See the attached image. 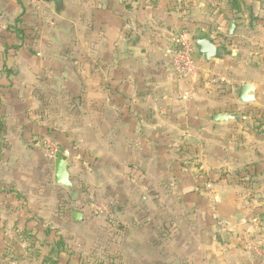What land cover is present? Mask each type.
<instances>
[{
    "label": "crops",
    "instance_id": "crops-1",
    "mask_svg": "<svg viewBox=\"0 0 264 264\" xmlns=\"http://www.w3.org/2000/svg\"><path fill=\"white\" fill-rule=\"evenodd\" d=\"M55 1L0 0V264H260L245 229L264 193L261 4ZM179 30L225 51L197 50L180 78L165 56ZM245 82L261 104L239 102ZM49 138L69 153L75 200L54 183Z\"/></svg>",
    "mask_w": 264,
    "mask_h": 264
},
{
    "label": "water",
    "instance_id": "water-1",
    "mask_svg": "<svg viewBox=\"0 0 264 264\" xmlns=\"http://www.w3.org/2000/svg\"><path fill=\"white\" fill-rule=\"evenodd\" d=\"M49 1L56 2L55 0ZM235 27L236 22L232 20L229 28L230 34H233ZM195 44L198 52L203 55L206 60L215 58L219 53H224L225 51L223 47H218L207 37L195 39ZM235 93L238 95L240 103L251 105L262 103L261 89L255 82L243 83L239 88L235 89ZM230 119H235V116L227 112L218 113L213 118L215 123H221ZM54 166V183L66 189L73 200L77 199L79 195L78 188L71 178L68 159L63 156L56 157L54 159ZM71 216L72 220L75 222H80L83 219V213L76 209L71 211Z\"/></svg>",
    "mask_w": 264,
    "mask_h": 264
},
{
    "label": "built area",
    "instance_id": "built-area-1",
    "mask_svg": "<svg viewBox=\"0 0 264 264\" xmlns=\"http://www.w3.org/2000/svg\"><path fill=\"white\" fill-rule=\"evenodd\" d=\"M168 40L169 42L165 48V56L168 58L171 67L180 78L186 79L193 76L197 71L195 61L197 47L193 35H191L188 31L179 30L172 32L169 35ZM43 146L46 156L50 159L54 160L59 156H63L65 158L69 157V153L63 151L53 139L49 138L44 140ZM105 210L106 207L102 205L97 206L95 209L97 213H102ZM254 249H256V247H254ZM257 252L261 255L260 250H257ZM261 260L262 258L260 256V264H264Z\"/></svg>",
    "mask_w": 264,
    "mask_h": 264
},
{
    "label": "rangeland",
    "instance_id": "rangeland-1",
    "mask_svg": "<svg viewBox=\"0 0 264 264\" xmlns=\"http://www.w3.org/2000/svg\"><path fill=\"white\" fill-rule=\"evenodd\" d=\"M33 1V0H31ZM127 2H130V0H124V3L126 4ZM232 3V0H230V4ZM76 4H78V2L76 1ZM261 6L264 8V1L260 2ZM246 7L245 5H241V8ZM74 8V7H73ZM250 20L253 17H248ZM75 20H77V18H74ZM76 22V21H75ZM77 31V30H76ZM192 35V34H191ZM248 37H250V34H248V30L247 32L244 34V39H247ZM225 92L223 91H219L215 93L214 96V100L219 102L218 104L223 105L224 100H223V95ZM219 94V95H218ZM212 99V98H211ZM207 110L209 109L210 112V107L206 108ZM232 109V108H231ZM264 109H260L258 111H261ZM234 113H239L236 110H232ZM257 111V110H256ZM255 113L257 116L259 114H262L261 117L257 118V122H259L260 126L261 124H264V112H258ZM261 123V124H260ZM264 186V182L262 184ZM259 191H254L253 193H251L250 195H252V205L249 208V214L250 216H252V222L250 223V228L249 229H245L247 232L246 235V242L245 245L247 244L251 250L254 249V247H256V250H260L261 251V258H262V263H264V193ZM249 195V196H250ZM146 211V210H144ZM155 210H147V213H149V215L151 216H155ZM127 216H130L129 212H126ZM157 215V214H156ZM113 216H115V213H113ZM255 250V249H254Z\"/></svg>",
    "mask_w": 264,
    "mask_h": 264
},
{
    "label": "trees",
    "instance_id": "trees-1",
    "mask_svg": "<svg viewBox=\"0 0 264 264\" xmlns=\"http://www.w3.org/2000/svg\"><path fill=\"white\" fill-rule=\"evenodd\" d=\"M19 4L22 5L23 9L25 8L24 5V0H16ZM264 0H252V2H262ZM246 2L244 0H232V7L235 9H242L241 5H246ZM23 22L22 19V14L20 16H18V18L16 19L15 25L10 26V28L12 29V31L17 35V37L19 38V40H24V38L26 37L25 35V30L22 28L21 23ZM261 124V123H260ZM264 127V124H261L260 126H258V128H262ZM261 132L264 133V128L261 129ZM62 251V243L60 241H58L56 243V254L60 253ZM48 261H50L52 264H57V260H54L53 257H48Z\"/></svg>",
    "mask_w": 264,
    "mask_h": 264
}]
</instances>
